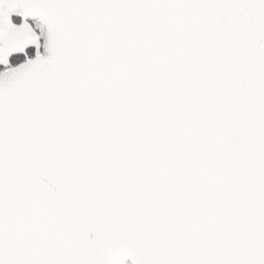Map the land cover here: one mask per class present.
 <instances>
[{"label":"snow or ice","instance_id":"snow-or-ice-1","mask_svg":"<svg viewBox=\"0 0 264 264\" xmlns=\"http://www.w3.org/2000/svg\"><path fill=\"white\" fill-rule=\"evenodd\" d=\"M0 65V264H264V0H0Z\"/></svg>","mask_w":264,"mask_h":264},{"label":"trees","instance_id":"trees-1","mask_svg":"<svg viewBox=\"0 0 264 264\" xmlns=\"http://www.w3.org/2000/svg\"><path fill=\"white\" fill-rule=\"evenodd\" d=\"M28 21H31L30 19L28 20ZM30 53H31V48L28 50ZM18 59H20V57L18 56V55H13V56H11L10 58H9V60H10V65L11 66H15L16 65V63H17V61H18ZM3 67L4 66H2V65H0V70H2L3 69ZM125 264H129L128 262H126Z\"/></svg>","mask_w":264,"mask_h":264},{"label":"crops","instance_id":"crops-1","mask_svg":"<svg viewBox=\"0 0 264 264\" xmlns=\"http://www.w3.org/2000/svg\"><path fill=\"white\" fill-rule=\"evenodd\" d=\"M15 17V18H14ZM9 18L11 19V21L14 23V24H20V21H19V17L15 16L12 12L9 13ZM15 20V21H14ZM30 24L32 23H35L33 21H28ZM41 51H43V49H41Z\"/></svg>","mask_w":264,"mask_h":264},{"label":"rangeland","instance_id":"rangeland-1","mask_svg":"<svg viewBox=\"0 0 264 264\" xmlns=\"http://www.w3.org/2000/svg\"><path fill=\"white\" fill-rule=\"evenodd\" d=\"M16 17L18 16L19 17V21L21 23V17L18 15V10L17 11H13L12 12ZM15 18V17H14ZM31 21L35 22L34 20L30 19ZM15 21V20H14ZM3 66V65H2Z\"/></svg>","mask_w":264,"mask_h":264},{"label":"water","instance_id":"water-1","mask_svg":"<svg viewBox=\"0 0 264 264\" xmlns=\"http://www.w3.org/2000/svg\"><path fill=\"white\" fill-rule=\"evenodd\" d=\"M126 262H128L129 264H131V259H130V258H129V259H126V260H125V263H126Z\"/></svg>","mask_w":264,"mask_h":264}]
</instances>
